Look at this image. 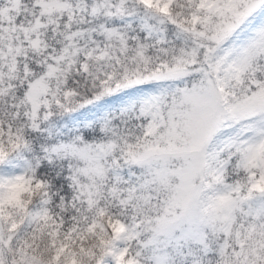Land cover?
Wrapping results in <instances>:
<instances>
[{
	"label": "snow or ice",
	"instance_id": "obj_1",
	"mask_svg": "<svg viewBox=\"0 0 264 264\" xmlns=\"http://www.w3.org/2000/svg\"><path fill=\"white\" fill-rule=\"evenodd\" d=\"M0 264H264V0H0Z\"/></svg>",
	"mask_w": 264,
	"mask_h": 264
}]
</instances>
